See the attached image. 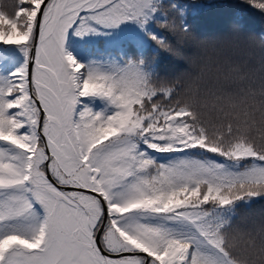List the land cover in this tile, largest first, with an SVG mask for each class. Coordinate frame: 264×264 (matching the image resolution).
<instances>
[{"label":"snow or ice","instance_id":"snow-or-ice-1","mask_svg":"<svg viewBox=\"0 0 264 264\" xmlns=\"http://www.w3.org/2000/svg\"><path fill=\"white\" fill-rule=\"evenodd\" d=\"M161 9L162 0H16L14 12L0 10V44L25 54L0 76V264H264V226L238 234L232 211L264 195V105L257 127L246 101L209 104L155 78L142 57L102 71L66 50L70 30L144 28ZM159 27L190 33L167 17ZM142 145L246 163L162 164Z\"/></svg>","mask_w":264,"mask_h":264},{"label":"trees","instance_id":"trees-1","mask_svg":"<svg viewBox=\"0 0 264 264\" xmlns=\"http://www.w3.org/2000/svg\"><path fill=\"white\" fill-rule=\"evenodd\" d=\"M15 4L16 0H0V10L12 13ZM165 17L181 23L190 33L184 36L160 28ZM139 28L136 33L111 38L97 37L93 32L76 35L70 30L65 47L78 62L102 71H113L128 60L142 57L146 70L155 78L180 84L182 92H198L209 104L217 95L246 101L245 107L251 106L259 126L264 105V10L248 0H162L155 18ZM149 33L168 40L181 55L160 48ZM24 61L25 54L17 46L0 44V76L6 77ZM82 101L95 111H112V106L100 98L86 97ZM142 147L162 164L188 159L240 170L246 163L236 165L199 148L162 153ZM232 211L233 228L238 234L259 233L264 226V195L238 201ZM261 258L258 250L252 254L256 261Z\"/></svg>","mask_w":264,"mask_h":264},{"label":"rangeland","instance_id":"rangeland-1","mask_svg":"<svg viewBox=\"0 0 264 264\" xmlns=\"http://www.w3.org/2000/svg\"><path fill=\"white\" fill-rule=\"evenodd\" d=\"M140 30L139 25L133 21H126L115 28L100 27L96 31H91L95 36H102L104 38L123 37L129 34L136 33ZM154 223H161L159 219L153 221Z\"/></svg>","mask_w":264,"mask_h":264}]
</instances>
